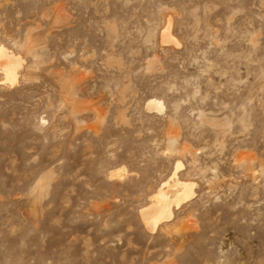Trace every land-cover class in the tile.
<instances>
[{
    "label": "rangeland",
    "instance_id": "1",
    "mask_svg": "<svg viewBox=\"0 0 264 264\" xmlns=\"http://www.w3.org/2000/svg\"><path fill=\"white\" fill-rule=\"evenodd\" d=\"M0 44V264H264V0H0Z\"/></svg>",
    "mask_w": 264,
    "mask_h": 264
},
{
    "label": "bare ground",
    "instance_id": "2",
    "mask_svg": "<svg viewBox=\"0 0 264 264\" xmlns=\"http://www.w3.org/2000/svg\"><path fill=\"white\" fill-rule=\"evenodd\" d=\"M169 28L170 21H167L164 33L162 34L164 42L171 41L170 38L175 40L170 34ZM23 61V58L19 54L12 52L0 44V73H2L3 82L14 83L17 80L18 69ZM146 108L151 111L162 110L164 104L161 99L149 98L146 101ZM180 165L179 162L176 163L172 176H175L176 170ZM119 173V170L112 172L113 175H118ZM193 186V182L180 179H173V184H170L169 181L162 182L150 195V203L139 209L141 221L148 229L153 231L160 223L171 220L174 216V208H177L182 202L193 195ZM170 187L174 189L173 192L168 191Z\"/></svg>",
    "mask_w": 264,
    "mask_h": 264
}]
</instances>
